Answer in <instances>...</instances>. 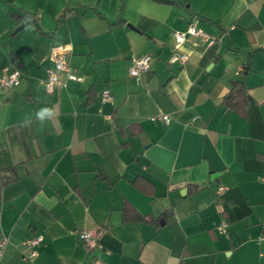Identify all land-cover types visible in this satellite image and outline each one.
Returning <instances> with one entry per match:
<instances>
[{
	"label": "crops",
	"instance_id": "obj_1",
	"mask_svg": "<svg viewBox=\"0 0 264 264\" xmlns=\"http://www.w3.org/2000/svg\"><path fill=\"white\" fill-rule=\"evenodd\" d=\"M189 22L214 39L187 35L186 62L168 63ZM146 52L136 79L131 58ZM57 55L80 79L61 73L46 91ZM12 65L0 264H264V0H0V74ZM237 80L243 113L224 102ZM83 227L100 231L90 251ZM35 234L28 261L22 241Z\"/></svg>",
	"mask_w": 264,
	"mask_h": 264
},
{
	"label": "built area",
	"instance_id": "obj_2",
	"mask_svg": "<svg viewBox=\"0 0 264 264\" xmlns=\"http://www.w3.org/2000/svg\"><path fill=\"white\" fill-rule=\"evenodd\" d=\"M187 35L195 36L204 40H212L213 36L208 34L202 28L195 25L193 22H189L186 29L182 31H174L172 33L173 44L171 52L167 59L168 63L184 64L188 58V55L180 49L181 43L184 41ZM153 55L150 52L143 53L138 56L131 58V65L128 68L129 75L138 79L140 75L149 69L150 61ZM53 66L47 69V74L44 79L40 81L44 85L46 91H52L56 86L65 85V82L61 78V73H65L69 79L79 80L80 77L77 76L69 67L68 63L61 55L54 56ZM21 71L19 67L12 65L2 68L0 74V87H11L18 84L20 79ZM101 101H110L112 99V94L109 88L103 87L100 90ZM107 119H111V114H106ZM152 120L159 119L164 123L170 121V116L168 114H160L157 116H151ZM223 186H218V192H222ZM226 223L222 221L217 227L218 230L223 231ZM99 229L92 227H83L76 230L77 238L82 242L85 248L90 251L97 245V240L99 236ZM42 234L32 235L22 241L23 247L26 249L23 257L25 260H31L37 253L36 246L42 241ZM8 239L6 236L0 238V258L2 256V251L7 243ZM91 264H106L98 258H92Z\"/></svg>",
	"mask_w": 264,
	"mask_h": 264
},
{
	"label": "trees",
	"instance_id": "obj_3",
	"mask_svg": "<svg viewBox=\"0 0 264 264\" xmlns=\"http://www.w3.org/2000/svg\"><path fill=\"white\" fill-rule=\"evenodd\" d=\"M17 17H18V18H19V17H20V18H24V17H26V13H22V14H20V15H17ZM28 19H33L34 21H36L33 15L29 16ZM36 24H37V23H36ZM37 25H38V24H37ZM236 84H239L240 87L235 88L234 91L232 90L230 93H228V94L225 96V98H224V102H225V104H226L227 106H229V107H231V108L237 110L238 112H242V109L240 108V106H241L240 102H241V101H240L239 99H235V93H238L239 91H242V90H241V81H239V80L235 81L233 86H235ZM242 113H243V112H242ZM2 183H3V180H0V185H1ZM133 183H134V185H136L137 187H140V189H142L143 191L151 192L150 189L147 190V189H145V188H144V189L142 188L141 184H144V183H145V179H142V177H141V178H139V177L134 178ZM144 186H145V185H144Z\"/></svg>",
	"mask_w": 264,
	"mask_h": 264
},
{
	"label": "clouds",
	"instance_id": "obj_4",
	"mask_svg": "<svg viewBox=\"0 0 264 264\" xmlns=\"http://www.w3.org/2000/svg\"><path fill=\"white\" fill-rule=\"evenodd\" d=\"M38 117H40L41 120H43L46 116H50L51 115V110L48 108H44L41 109L38 113H37Z\"/></svg>",
	"mask_w": 264,
	"mask_h": 264
},
{
	"label": "water",
	"instance_id": "obj_5",
	"mask_svg": "<svg viewBox=\"0 0 264 264\" xmlns=\"http://www.w3.org/2000/svg\"><path fill=\"white\" fill-rule=\"evenodd\" d=\"M128 26L132 27L130 24H127Z\"/></svg>",
	"mask_w": 264,
	"mask_h": 264
}]
</instances>
